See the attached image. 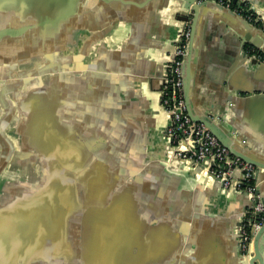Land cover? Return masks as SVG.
Returning <instances> with one entry per match:
<instances>
[{"label":"water","instance_id":"95a60500","mask_svg":"<svg viewBox=\"0 0 264 264\" xmlns=\"http://www.w3.org/2000/svg\"><path fill=\"white\" fill-rule=\"evenodd\" d=\"M117 1L151 0H0V264H180V252L194 260L200 248L186 228L196 217L191 208L202 204L193 199L213 187L225 198L242 194L247 201L231 231V264H264V223L247 253L241 249L242 224L254 205L250 195L225 189L200 164L177 156L167 132L171 116L156 137L161 151L152 152L153 121L126 89L130 69L101 66V5ZM163 7L182 21L179 30L191 20L181 62L187 115L253 165V180L264 175V163L235 149L229 118L194 115L189 104L199 15L215 11L245 30L242 57L252 65H264V25L219 0H163ZM111 14L102 17L111 20ZM165 64L158 74L160 106ZM256 88L252 94L264 95V87ZM12 168L16 178L7 176ZM255 193L264 203L256 186ZM149 233L156 238L148 240ZM158 257L165 258L156 263ZM192 264L216 263L203 249Z\"/></svg>","mask_w":264,"mask_h":264},{"label":"crops","instance_id":"0c3cea01","mask_svg":"<svg viewBox=\"0 0 264 264\" xmlns=\"http://www.w3.org/2000/svg\"><path fill=\"white\" fill-rule=\"evenodd\" d=\"M244 1L264 25V0ZM111 5H101V66L130 69L131 86L125 88L141 104L145 116L153 121L148 147L152 152L161 151L160 141H155L156 137L160 139L169 115L159 105L158 74L171 56L182 21L171 15L169 7H163V0L141 5L117 1ZM111 11L113 19L105 21L102 15L108 19ZM190 24L191 20L187 22L188 26ZM230 25L215 11L200 14L196 20L189 70V104L194 115L211 112L229 118L227 129L236 137L232 139L235 149L264 163V95L252 94L257 92L256 87H264V65H252L242 57V46H248L245 30ZM121 83L115 81V86L122 89ZM180 171L183 174L184 170ZM253 183L264 200V175H256ZM217 188L202 190L193 199L202 205L191 208L190 213L196 217L192 219V226L187 223L186 229L194 233L200 250L196 254L195 249L194 260L186 253L182 258L180 252L181 263L186 260L185 264H192L203 249L210 251L216 264H231L234 260L235 242L231 231L247 201L242 194L225 198ZM201 206L203 211H199ZM155 238L149 233L147 239ZM164 258L158 257L156 263L163 262Z\"/></svg>","mask_w":264,"mask_h":264},{"label":"built area","instance_id":"2783aa9c","mask_svg":"<svg viewBox=\"0 0 264 264\" xmlns=\"http://www.w3.org/2000/svg\"><path fill=\"white\" fill-rule=\"evenodd\" d=\"M224 6L241 14V9L231 7V0H219ZM242 1V0H240ZM245 3V2H244ZM250 13L244 16L248 21L258 20L259 16L251 8ZM257 15V14H256ZM179 30L173 47V58H169L165 64V84L163 85L162 105L173 124L167 127L168 134L172 137L171 148H175V154L202 166L204 175H212L223 182L225 189L244 190L254 202L252 210L247 216L252 217L250 222L243 221L241 249L247 253L251 240L257 229L264 223V203L255 193L252 176L255 167L246 163L240 157L230 154L228 149L200 122H193L187 115L183 97L181 81V62L186 51L190 29L187 24Z\"/></svg>","mask_w":264,"mask_h":264},{"label":"trees","instance_id":"16d2710c","mask_svg":"<svg viewBox=\"0 0 264 264\" xmlns=\"http://www.w3.org/2000/svg\"><path fill=\"white\" fill-rule=\"evenodd\" d=\"M231 7L234 8V7H238L241 9V14L246 16L250 13V11H247L246 8H247V5L245 3H238V2H234L233 0H231ZM257 26H262V24L260 22H257ZM248 219L250 220H253L252 217H249V215L245 218V221L246 222H250L248 221Z\"/></svg>","mask_w":264,"mask_h":264},{"label":"rangeland","instance_id":"374dc122","mask_svg":"<svg viewBox=\"0 0 264 264\" xmlns=\"http://www.w3.org/2000/svg\"><path fill=\"white\" fill-rule=\"evenodd\" d=\"M18 172L19 171H17V170H15V169L12 168V169H10V171H9V173H8L7 176L16 178L17 176H19V173Z\"/></svg>","mask_w":264,"mask_h":264}]
</instances>
